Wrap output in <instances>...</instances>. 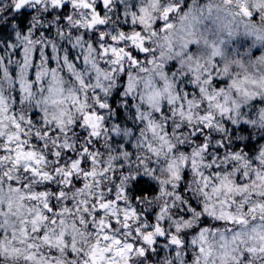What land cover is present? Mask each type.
I'll use <instances>...</instances> for the list:
<instances>
[{
  "label": "clouds",
  "instance_id": "clouds-1",
  "mask_svg": "<svg viewBox=\"0 0 264 264\" xmlns=\"http://www.w3.org/2000/svg\"><path fill=\"white\" fill-rule=\"evenodd\" d=\"M0 264H264V0H0Z\"/></svg>",
  "mask_w": 264,
  "mask_h": 264
}]
</instances>
